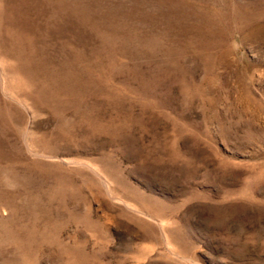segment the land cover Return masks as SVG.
I'll return each instance as SVG.
<instances>
[{"label": "rangeland", "instance_id": "1", "mask_svg": "<svg viewBox=\"0 0 264 264\" xmlns=\"http://www.w3.org/2000/svg\"><path fill=\"white\" fill-rule=\"evenodd\" d=\"M0 264H264V0H0Z\"/></svg>", "mask_w": 264, "mask_h": 264}]
</instances>
